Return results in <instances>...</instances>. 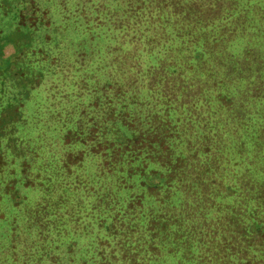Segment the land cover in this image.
Wrapping results in <instances>:
<instances>
[{
  "label": "rangeland",
  "instance_id": "obj_1",
  "mask_svg": "<svg viewBox=\"0 0 264 264\" xmlns=\"http://www.w3.org/2000/svg\"><path fill=\"white\" fill-rule=\"evenodd\" d=\"M189 2L197 5L196 12L186 18L194 21L182 18L170 26L165 11L154 5L161 17L155 20L137 0H0V77L16 90L7 92L8 109L2 111L17 120L22 114L23 120L18 133L0 136V259L5 264H28L17 244L21 238L22 247L33 242L35 232H22L30 224L27 214L37 210L57 226L52 229L64 245L57 254L78 262L86 253L95 257L98 243L109 241L108 227L117 213L139 232L157 214L175 211L192 220L188 214L195 207L176 192L163 204L143 195L142 213L128 211L131 198L144 190L139 178L120 166L105 172L104 157L92 152L85 134L103 117L97 109L117 87L135 96L139 106L134 107L144 116L160 114L168 100L180 118L182 143L204 132L212 150L201 156L200 167L220 162L222 177L250 191L264 187V0H213L207 20L201 18L203 0ZM203 42L204 62L197 65L189 49ZM173 66L182 82H171ZM222 91L243 101L242 113L239 104L227 116L219 115L224 109L216 112L213 98L226 95ZM192 101L200 115L191 113ZM12 103L22 104L21 112L11 110ZM254 112L262 114L251 115L261 129L251 137L237 122ZM68 132L79 138L65 141ZM67 187L69 197L63 192ZM51 190L55 195L49 198ZM205 199L196 203L202 221L212 216L201 208ZM255 204L257 212L264 211V203L254 199L250 205Z\"/></svg>",
  "mask_w": 264,
  "mask_h": 264
},
{
  "label": "trees",
  "instance_id": "obj_2",
  "mask_svg": "<svg viewBox=\"0 0 264 264\" xmlns=\"http://www.w3.org/2000/svg\"><path fill=\"white\" fill-rule=\"evenodd\" d=\"M137 1L147 7L145 15L150 16L153 13L155 20H159L161 17L157 11L152 10L154 5L160 12L165 11V20L170 26H174L179 19H187L186 15L188 14L195 15L197 6L189 2L192 0ZM252 1L258 4V0ZM212 9H215L213 0H203L202 20H207V11ZM183 11H187L185 16L181 14ZM187 20L194 21L193 19ZM190 37L187 35L186 39L189 40ZM204 44L205 42L196 48L190 46L189 54L195 56L198 61L197 65L204 62ZM174 68L175 66L171 73V82H182ZM186 68L191 73L192 66ZM13 86V83L0 77L1 137H9L11 131L18 133L21 130L18 127L23 121L20 120L22 114L17 120L10 117V113L6 114L2 111L7 108V92L13 90L11 88ZM222 92L227 96L219 93L213 98L214 105L218 107L216 112L224 109L225 112L219 115L227 116L226 113L232 111L234 105L239 104L238 112L242 113L243 101ZM115 94L105 98L104 105L101 109H97V112L103 117L92 122L85 135L87 141L93 144L92 152L104 157L105 172H111L113 166H120V170H128L129 175L139 178V184L144 190L141 195L131 198L128 211L135 208L139 213H142L143 195L157 204H163L176 192L187 195L186 199L192 197L191 201L184 200L186 204H192L195 207L188 214L192 220H187L175 211L166 215L157 214L144 222L143 231L139 232L134 227L123 224L117 213L108 227L109 241L104 239L98 243L95 257L86 253L84 258L78 262L75 259L69 260L63 254H57L63 252L64 249L63 243L60 242L61 235L58 230L52 229L57 226L49 220L47 213L45 215L44 212L37 210L27 214L26 219L30 224L27 228L23 225L22 232L24 234L35 232L33 242H30L31 244L27 247H22L19 244L21 238L17 244L18 249L26 257L25 263L262 264L264 262V211L257 212V203L255 205H250V203L254 199L256 202L264 203V187L250 191L249 188L229 180L226 176L222 177L223 168H221L220 162L204 164L200 167L201 156L212 150L207 143V137L202 132L193 139H184L182 143L177 127V124L181 123L180 118L171 111L168 100L160 114L144 116L140 114L143 112L134 107L135 105L139 106L135 96H126L119 87L116 88ZM28 96L29 94H27ZM192 104L191 113L200 115L201 111L195 107L193 101ZM21 107L22 104L12 103L11 110L15 109V112L18 113V111L21 112ZM236 115L237 113H232V117ZM251 115L261 117L262 114L261 112L244 113L237 125L245 133L255 137V132L261 129V123L255 118H251ZM8 117L11 119H6ZM237 117L239 116L237 115ZM77 134V132L73 134L68 132L65 135V141L70 142L75 138L78 139ZM254 146L258 152H262L260 145L255 143V140ZM5 151L3 149V152ZM2 157V152H0L1 166L3 164ZM74 159L80 161L78 156ZM206 176H208V180L204 179ZM49 179V177H45L44 181L47 180L48 183ZM49 183L47 187L51 185V182ZM207 186H209V192L204 194L208 191L206 190ZM63 192L68 197L71 196L69 187ZM209 194H212L213 197ZM54 195L52 190L48 193L49 198ZM230 195L233 198H230ZM215 197H217L216 200H214ZM199 198H206L202 202L201 208L212 211V216L204 221L197 218L196 203ZM40 215L43 217L40 218ZM183 221L188 228L184 227ZM217 222L229 225L230 228L220 230L216 227ZM196 224L200 228L194 232L192 230ZM73 240L72 245L76 247L79 241L74 238ZM42 250L44 254L41 256L38 253ZM1 259L0 263L5 264Z\"/></svg>",
  "mask_w": 264,
  "mask_h": 264
}]
</instances>
